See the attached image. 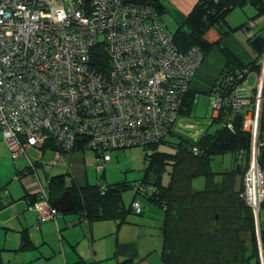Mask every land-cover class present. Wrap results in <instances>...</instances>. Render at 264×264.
Segmentation results:
<instances>
[{
	"label": "built area",
	"instance_id": "1",
	"mask_svg": "<svg viewBox=\"0 0 264 264\" xmlns=\"http://www.w3.org/2000/svg\"><path fill=\"white\" fill-rule=\"evenodd\" d=\"M98 36L111 60L107 74L90 63L94 46L101 42ZM202 57L196 48L187 56L179 53L172 33L149 5L130 0H0V141L17 160L31 148L43 150L50 138L65 150L79 140L108 149L159 139L177 117ZM260 65L256 85L244 81L229 102L239 110L255 97L254 110L242 117L243 126L247 116L259 120L255 136L250 130L251 159L242 198L253 212L262 253L264 171L258 152L264 145L259 129L264 51ZM220 104L216 97L215 113ZM60 153L55 152L58 160ZM110 160L103 156L104 162ZM28 163L35 165L30 157ZM57 163L43 168L49 172ZM37 193L39 221L60 218L45 189ZM133 209L139 212L141 204L134 203Z\"/></svg>",
	"mask_w": 264,
	"mask_h": 264
},
{
	"label": "trees",
	"instance_id": "2",
	"mask_svg": "<svg viewBox=\"0 0 264 264\" xmlns=\"http://www.w3.org/2000/svg\"><path fill=\"white\" fill-rule=\"evenodd\" d=\"M130 1L132 4L151 6L158 15V21L164 26L162 18L167 12L164 0ZM246 6H251L255 11L253 17H248L251 21L231 26L229 15L238 8L244 10ZM258 17H264V0H197L173 32V44L185 56L190 55L193 49H198L203 56L202 62L216 48L224 56L225 63L208 91L197 92L188 88L177 117L159 139L108 149H99L79 140L73 148L65 150L50 138L43 147L45 151H59L65 157L76 151L91 149L95 152V157L101 159L95 165V170L102 172L97 182H89L88 179L77 181L69 171L49 177L44 189L52 204L65 191H70L75 199L71 211L61 213L62 217L72 214L76 216L74 222L84 221L88 224L99 221H114L120 226L134 221L136 223L137 220L141 221L143 214L142 198L163 211L159 228L162 237V264H249L251 261L261 264L253 212L242 198L252 147V133L244 129L243 118L248 110H254L255 97L250 98V105L239 110L233 107L229 99L236 95L238 87L250 75L259 74L263 53L258 54L251 63L245 64L221 40L244 28L248 32L254 30L256 26L252 20ZM212 28L220 34V39L216 42H210L206 38L207 32ZM263 31L264 29L258 31L254 36L264 35ZM102 39V36H98L101 42L94 46L90 63L98 72L107 74L111 60L104 50L106 46ZM197 94L220 99V108L213 116V123L220 124V127L214 132L205 131L197 141L180 137L177 142H167V137L174 134L173 127L179 116L192 115ZM262 96L263 114L260 116L259 129L260 138L264 140V88ZM236 113L243 117L240 127L235 124ZM162 146H166V149H162ZM132 147L142 149L145 164L143 176L134 181L106 182L105 167L112 160L111 152ZM169 148L172 150L168 151ZM105 154L110 156V161H103ZM227 154L232 157L231 167L215 171L212 166L214 158ZM258 161L264 171V145L259 149ZM39 163L41 162H35L33 167L28 166L30 174L37 171ZM99 165L103 166L101 170L97 169ZM165 174L168 175L167 183L163 180ZM198 178L204 179L203 189L194 188V181ZM130 188L134 189L135 194L133 201L126 205L123 194ZM26 198L29 209L36 212L37 216L34 203L38 200V193L26 195ZM136 202L141 204L139 212L133 209ZM261 209H264V201ZM41 224L37 216L33 230H39ZM260 238L263 248L264 230L261 224ZM34 248L29 229H24L18 250ZM130 262L132 263L129 260L122 264ZM81 263L85 262L81 260L76 264Z\"/></svg>",
	"mask_w": 264,
	"mask_h": 264
},
{
	"label": "crops",
	"instance_id": "3",
	"mask_svg": "<svg viewBox=\"0 0 264 264\" xmlns=\"http://www.w3.org/2000/svg\"><path fill=\"white\" fill-rule=\"evenodd\" d=\"M164 3L167 10L165 15L177 21L179 25L195 6L197 0H164ZM245 8V14L236 12L229 19L231 26H238L250 20L248 17L255 15L253 8ZM252 21L256 26L254 30L248 32L244 28L221 39L223 44L236 53L245 64L251 63L258 55L250 45L249 39L264 29V17H258ZM164 26L167 30L165 23ZM168 32L173 35V32ZM206 38L210 42H216L220 39V34L212 28L207 32ZM224 63L222 53L216 48L213 49L201 63L189 83V88L197 92L208 91ZM253 76V84H250V77L248 78L251 87L257 83L256 76L254 74ZM240 94H244L243 90ZM30 151L40 153L41 150L31 148L27 156L13 160L6 144L0 141V264H76L81 260L85 262L81 264H122L129 260L132 261L129 264H162V237L159 228L163 220V211L142 198L140 201L143 214L141 221L137 220L136 223L134 221L120 226L114 221H99L88 224L84 221L74 222L76 216L71 214L61 216L56 221L42 223L39 230L31 233L37 216L36 212L29 209L26 195L32 196L44 186L39 177L29 178L28 157L30 156L28 153ZM48 151L55 154L50 150H42L39 159L35 162H41L43 153ZM79 156L80 154L75 153L65 156L67 169L59 173L69 171L77 181L83 182L87 176L81 165L84 157ZM55 168L57 167L54 166L49 172L44 171L46 184L50 177L48 174ZM33 183L36 184L33 185ZM260 214L262 215L260 224L264 230L263 209ZM24 229H29L35 248L19 251L21 232ZM39 232H41L42 244L47 243L48 245L46 251L41 250L44 252L40 251V244L34 238L37 235L40 236ZM51 234L55 235L54 241L49 240ZM260 262L264 264V244ZM249 264L254 263L251 261Z\"/></svg>",
	"mask_w": 264,
	"mask_h": 264
},
{
	"label": "rangeland",
	"instance_id": "4",
	"mask_svg": "<svg viewBox=\"0 0 264 264\" xmlns=\"http://www.w3.org/2000/svg\"><path fill=\"white\" fill-rule=\"evenodd\" d=\"M251 7V6H246ZM252 8V7H251ZM246 10V8H245ZM236 12H241L245 14L243 9L238 8L233 11L228 20L234 15ZM163 22L167 25V30L170 32H174L176 28L179 26L177 21L170 18L168 15L163 16ZM210 56V55H209ZM208 56V59L210 58ZM212 57V56H211ZM200 68V67H199ZM198 68V69H199ZM197 69V71H198ZM196 71V72H197ZM254 76L250 75V84L254 83ZM216 98L214 96H210L207 94H197L195 99V105L193 108L192 115H180L174 124L173 131L174 134L167 137V142H177L180 137L185 139H189L191 141H197L205 131L214 132L220 124L213 123L214 116V107H215ZM247 121L245 122L244 129L253 133L255 136L254 125L259 121L258 119H253L252 116L246 117ZM249 119V120H248ZM242 122V116H241ZM251 130V131H250ZM252 135V136H253ZM254 138V137H253ZM162 149H166V146H162ZM172 150L169 148L168 151ZM42 151V150H41ZM40 151V153H41ZM40 153H36L35 151H30L28 155L32 158L33 161L39 159ZM75 154H80L83 156L82 169L87 176L89 182H97L98 178L101 177V171L97 172L95 170V165L97 159L95 156V152L91 149H85L84 151H76ZM79 156V157H80ZM112 160L105 167V177L104 180L106 182H114L120 180L126 181H134L143 176V172L145 169L144 164V155L142 153V149L140 147H132L126 149L115 150L111 152ZM41 163L38 164L37 171L34 174H30V179L32 177L40 178L43 186L46 185V176L44 173L43 164H50L53 161L58 162L55 166L57 168L53 169L48 175L51 176L53 174H57L59 172H65L67 169V162L64 156H60L58 160L56 154L51 152L43 153V157L41 159ZM232 157L230 154L224 156H216L212 162V166L215 171H222L224 169H229L231 167ZM15 162V161H13ZM164 183L168 182V175L165 174L163 177ZM36 183H33L35 185ZM204 187V179L198 178L194 181V188L203 189ZM135 194L134 189L130 188L123 194V200L125 199L126 205L131 203V200ZM262 210V209H261ZM264 210V209H263ZM260 214V218H261ZM261 222V220H260ZM31 233H35L33 227L31 228ZM40 236L37 235L34 237L38 244H40V251L43 249L46 251L48 249L47 243L42 244L41 232H39ZM58 237V235L56 234ZM49 240H55V235L51 234L49 236ZM261 240V239H260ZM58 247V244H56ZM263 249V248H262ZM41 251V252H44ZM259 254L261 252L259 251Z\"/></svg>",
	"mask_w": 264,
	"mask_h": 264
},
{
	"label": "water",
	"instance_id": "5",
	"mask_svg": "<svg viewBox=\"0 0 264 264\" xmlns=\"http://www.w3.org/2000/svg\"><path fill=\"white\" fill-rule=\"evenodd\" d=\"M250 45L258 53L262 54L264 51V35L257 34L250 41ZM235 124L237 127L241 125V115L239 113L235 114ZM75 203L73 194L70 191H65L60 196H58L53 201V206L58 209L61 213H68L71 211Z\"/></svg>",
	"mask_w": 264,
	"mask_h": 264
}]
</instances>
